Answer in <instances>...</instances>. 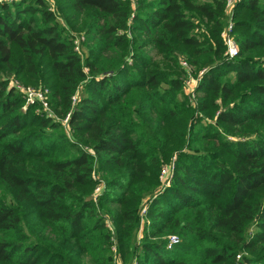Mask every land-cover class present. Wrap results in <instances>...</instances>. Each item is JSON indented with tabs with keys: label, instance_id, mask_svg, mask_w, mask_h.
Instances as JSON below:
<instances>
[{
	"label": "trees",
	"instance_id": "16d2710c",
	"mask_svg": "<svg viewBox=\"0 0 264 264\" xmlns=\"http://www.w3.org/2000/svg\"><path fill=\"white\" fill-rule=\"evenodd\" d=\"M134 2L0 5V264H264V0Z\"/></svg>",
	"mask_w": 264,
	"mask_h": 264
},
{
	"label": "built area",
	"instance_id": "2783aa9c",
	"mask_svg": "<svg viewBox=\"0 0 264 264\" xmlns=\"http://www.w3.org/2000/svg\"><path fill=\"white\" fill-rule=\"evenodd\" d=\"M18 0H0V5L3 3H9V2H15ZM48 2V6L50 8V10H52L53 12L57 13L58 8H57V3L56 0H46ZM135 1V0H134ZM241 1V0H226V7L228 10V14L229 15H233V10L232 8H235L236 4ZM233 29V22L230 21V23L227 25L225 31L223 32V36L224 39L226 41L227 44V56L228 58H234L238 55L239 49H238V45L236 43V41L234 42L232 40V35H231V30ZM85 40V36H76V39L74 41L75 43V49L83 56V51H81V46L80 44H82V42ZM182 64L184 66L187 65V62L182 60ZM190 68V67H189ZM85 71L88 72V68L85 67ZM201 74H204V70H202L199 73V76H201ZM192 82V81H191ZM198 83H195V81L192 83V86L189 87L188 83L186 82V86H187V90L188 92L192 95V97H196V93H195V88L197 87ZM10 86L14 87L17 91H19L20 93H22L26 99V104L30 105V104H34V103H40L43 105V108L47 111V115L50 117H55L56 115L54 114L53 110L51 109V107L49 106V102H48V95H49V90L47 88H33V87H25L23 85H21L18 81H16L15 79H12L10 82ZM78 95L74 97V103L77 102L78 100ZM196 99V98H195ZM26 108V106H25ZM69 118H70V114L67 115V117L63 120V123L69 127L68 123H69ZM173 171L172 166L171 167H165L162 171V175H161V188L159 189V192H162L163 190H165V188H167L168 186H170L171 183V178L169 179V174L170 172ZM96 192H95V196H99L104 189V186L102 184H99L96 188ZM98 191V192H97ZM158 192V193H159ZM147 210V206H144L142 208L141 211V217L143 219V217L145 216V212ZM180 242V238L178 235H170L169 236V240H168V248H172L174 245L178 244ZM241 258V255H238V259ZM134 264H137L136 262Z\"/></svg>",
	"mask_w": 264,
	"mask_h": 264
},
{
	"label": "rangeland",
	"instance_id": "374dc122",
	"mask_svg": "<svg viewBox=\"0 0 264 264\" xmlns=\"http://www.w3.org/2000/svg\"><path fill=\"white\" fill-rule=\"evenodd\" d=\"M9 3H12V2H9ZM136 3H137V0H135V2H134V4L136 5ZM232 10H233V12H234V10H235V8H232ZM234 14V13H233ZM233 29L231 30V37H232V40L235 42V37L233 36ZM78 34H80V33H78ZM78 36H81V35H78ZM80 46H81V51H83V59H84V56H87L88 54H89V49H88V47H87V45H85V43H83L82 42V44H80ZM85 67H87V66H85ZM202 74H201V76H199V74H196V71H195V68H193V67H190L189 68V74L187 75V78H186V82L188 83V85H189V87H191L192 86V83L195 81V83H198L199 81H201V79H202ZM16 81H18L21 85H23V86H25V87H33V88H36V89H38L39 87H37V86H34V85H26V84H24L23 82H21L19 79H16ZM192 81V82H191ZM198 85V84H197ZM195 90V93H196V88L194 89ZM17 91V90H16ZM17 92H19V91H17ZM197 94H198V92H197ZM194 99L196 98V97H193ZM25 101H26V99H25ZM35 104V103H34ZM40 104V103H39ZM31 105V104H30ZM42 105V104H41ZM25 106H26V108L29 106V105H27L26 103H25V105H24V108H25ZM43 106V105H42ZM49 106H50V104H49ZM51 107V106H50ZM25 108V109H26ZM63 128H64V130H65V132L67 133V135L69 136L70 135V137H72V135H71V130L69 129V127H67L65 124H64V126H63ZM171 166H172V169H173V171H171L170 172V174H169V179L171 178V181L173 180V175H174V170H175V160H172L171 161ZM171 184V183H170ZM97 188V187H96ZM96 190L97 189H95V192H96ZM160 191V190H159ZM158 191V192H159ZM164 191V190H163ZM162 191V192H163ZM98 192V191H97ZM162 192H159V193H162ZM156 194H158V193H156ZM142 218V217H141ZM143 219H145V216L143 217Z\"/></svg>",
	"mask_w": 264,
	"mask_h": 264
},
{
	"label": "water",
	"instance_id": "95a60500",
	"mask_svg": "<svg viewBox=\"0 0 264 264\" xmlns=\"http://www.w3.org/2000/svg\"><path fill=\"white\" fill-rule=\"evenodd\" d=\"M238 264H244L243 262H239Z\"/></svg>",
	"mask_w": 264,
	"mask_h": 264
}]
</instances>
